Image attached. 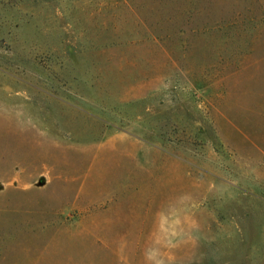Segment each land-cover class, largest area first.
Segmentation results:
<instances>
[{
  "label": "rangeland",
  "instance_id": "rangeland-1",
  "mask_svg": "<svg viewBox=\"0 0 264 264\" xmlns=\"http://www.w3.org/2000/svg\"><path fill=\"white\" fill-rule=\"evenodd\" d=\"M0 264H264V0H0Z\"/></svg>",
  "mask_w": 264,
  "mask_h": 264
}]
</instances>
